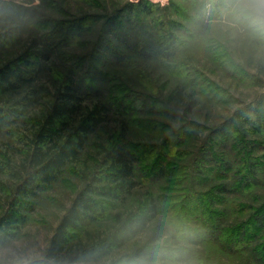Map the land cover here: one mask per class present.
<instances>
[{"label": "trees", "instance_id": "trees-1", "mask_svg": "<svg viewBox=\"0 0 264 264\" xmlns=\"http://www.w3.org/2000/svg\"><path fill=\"white\" fill-rule=\"evenodd\" d=\"M190 1L194 2L170 0L168 4L177 17L186 19L189 15L183 4ZM40 2L57 12L64 11L54 0ZM157 2L126 3L118 12L106 14L95 33L103 19L99 14L49 18L14 5L25 13L24 24L40 33L38 39L46 48L88 44L90 48L82 53L60 52L58 60L70 63L63 67L45 65L40 52H28L0 66V94L28 86L45 70L54 77L49 103L39 113L25 114L0 106V138L20 144L16 148L6 143L0 146V176L19 181L14 188H4L0 182V193L7 191L0 216V248L25 224L26 200L41 195L69 170L82 187L55 227L44 258L30 264H82L103 259H110L112 264H140L153 259L162 264H233L236 258L240 264H264V194L258 192L264 190V153L255 154L264 151V96L235 110L227 122L210 132L188 165H179L177 159L188 153L182 147L194 137L199 125L186 121L175 127L166 121H181L177 120L179 108L187 103L189 86L197 85L201 93L213 99L224 94L215 91L218 87L197 71L190 78L188 70L193 65L176 55L184 49L182 38L175 33L179 21L157 18ZM208 2L195 0L199 17ZM0 4L4 7L8 3ZM12 6L7 5V10ZM144 19L153 21L156 34L128 43L123 26L140 30L137 22ZM92 33L97 34L95 41L82 40ZM117 36L127 51L132 49L128 62L123 61V52L114 42ZM208 53L215 57L210 50ZM147 61L182 79L171 85L167 102L156 95L158 86ZM99 64L107 69L99 76L108 77L112 84L105 96L99 92L94 98L97 88L91 71ZM121 64L132 75L116 73L114 69L119 71ZM128 75L137 84L129 85L125 80ZM139 84L146 91L137 89ZM193 104L190 100L187 108ZM138 129L143 131L140 137ZM163 131L168 134L159 136ZM146 132L158 135V140H146ZM249 135L256 138L249 140ZM144 165L151 174L146 179L138 175ZM192 171L195 175L189 185L180 188L175 179ZM201 178L208 179V184L201 183ZM181 182L183 185L186 180ZM197 185L205 189L199 191ZM155 222L146 240L114 257Z\"/></svg>", "mask_w": 264, "mask_h": 264}, {"label": "rangeland", "instance_id": "rangeland-1", "mask_svg": "<svg viewBox=\"0 0 264 264\" xmlns=\"http://www.w3.org/2000/svg\"><path fill=\"white\" fill-rule=\"evenodd\" d=\"M0 1L8 3L3 5L5 8L7 5L13 4L10 11H8L7 8L4 9L0 4V66L18 56H27V54H29L28 52H40L45 56L42 60L45 65L50 66L51 64H56L62 67L67 66L70 63L69 61H63L61 59L58 60L57 57L60 52H88L90 48V46H88L89 44L86 46L63 45V47L59 46L55 50L53 48L51 49L52 46L46 48V46L41 43L40 38L38 39L40 33L31 30L28 28L27 24H24L22 18L25 13H22L23 11L21 12L17 7H14V5L34 9L43 16L49 18L65 19L69 18L70 16L68 15L70 14L71 16H81L85 13L99 14L103 19H101V23L99 22L95 27V33L96 30L99 31L100 24L105 20L104 18L106 14L118 12L126 3L135 2V0H98L97 4L88 5L76 0H54L64 10L57 12L53 7L51 8L46 4H42L40 0ZM169 1L170 0H158L154 15L157 16V18H160L161 21L169 19L179 21L175 33L179 34L182 38V48L184 49L179 51L176 55L179 59L185 60L193 65V69H191L192 71L188 70L190 78L191 76H194L195 71H197L218 87L215 91L220 90V92L224 94L220 98L213 99L210 94L201 93V89H199L197 85H192V87L189 86L187 89V93L189 94H187L185 98L188 104L190 100L191 102H195V104L189 106L191 107L189 109L187 108L188 104L184 101V103L180 104L179 117H177V120L181 121H166L167 124H171V126L175 127L181 126L186 121H193L199 125L194 137L182 147L185 151H188V155L186 154L180 157L181 160L177 159L179 165H188L214 128L227 122V119L230 118L235 110L251 104L259 97L264 96V58L249 56L243 61H238L230 51L214 44L207 35L208 22L210 19L207 7L208 3L204 11L199 13L201 14L200 17L198 15L199 8L196 5L195 0H193L194 2L190 1V3L183 4L184 11L187 13V16L189 15L190 19H180L175 14V10L172 7H169ZM29 14L31 13L29 12ZM192 18L193 20H191ZM121 22L124 23L123 17ZM137 23L142 27L140 30L138 27L133 28L129 24L123 26V31L127 33L126 38L128 37L127 41L130 44L137 42L140 37L147 38L148 36L151 37L156 34V28L153 26L152 20H138ZM135 31H138L141 34H135ZM94 33L83 37L84 39L82 40L85 42H87V40L88 42L95 41L97 34L94 35ZM190 34L196 35L197 38H190ZM119 38L121 37L117 36L116 40H113L114 42L116 41V45L119 46L121 52H123L121 55L123 61L128 62L131 59L132 49L127 51L123 44H121ZM208 46H210L209 50L216 58L208 53L209 50H205ZM146 64L149 65L148 70L154 71L152 77L154 78L155 84L158 86V93H156L157 97L167 102L165 97L168 96L171 85L177 84L176 82H179L182 79L173 78L167 70L157 67L156 62L147 61ZM122 65L123 64L118 65L119 71L116 70L117 68L114 69V71H116V73H122L125 71L132 75V73ZM96 68V71H91L93 80L95 81L96 79L94 83L97 89L93 90L94 98L99 96V92L105 96L107 94H105V92H109V87L112 84L111 79L109 80L108 77L99 76L98 74L100 71L106 72V67L99 64ZM236 70H238V72L234 73ZM123 75L125 76V74ZM53 79L54 77L49 71L45 70L43 74L38 75L28 86H21L16 91L1 93L0 106L12 108L18 112L25 111V114L39 113L44 109L45 105L49 103L50 92L54 90ZM125 80L129 82V85L133 86L134 83L137 84V81L133 76L130 77L128 75ZM137 89L146 91L140 84ZM120 95L122 94L119 93L118 96ZM23 126L24 123L22 129H24ZM141 130L138 129L136 132L139 137L143 134V131L141 132ZM163 132L164 133H159V136L168 134L167 131ZM144 134L145 139L148 141L151 140L154 142L158 140V135L149 132ZM255 136H257L258 139L262 138L260 135ZM248 138H250L249 140H252L256 137L249 135ZM5 143L14 146V148L20 145L15 140L3 137L0 138V146H4ZM263 153L264 151L260 150L255 152L257 155ZM19 157V154H15L16 159L19 160ZM227 159L230 160L231 164L235 165L236 161L233 157L229 156ZM242 159H244L243 155ZM144 167L145 168L138 172V175L140 178L142 177L146 179L151 174L147 172L148 167L146 165H144ZM236 168L238 169L239 166L236 165L235 169ZM194 175L195 172L193 171L188 172L187 176H185V174L181 175V179L183 181L186 180L183 185L181 179L175 180L180 182L178 185L181 186L180 188H184L187 184L189 185L190 179L194 177ZM201 181L202 178L200 179V182ZM0 182L4 188H14L19 181L15 178L2 175L0 176ZM208 182L207 179L201 183L206 185ZM201 183L199 185H201ZM199 185L195 186L197 190L200 191L205 189V187ZM81 187L82 182L75 176V174L70 173L68 170L62 178L54 183L48 190L35 199L26 200L23 212L26 215V222L17 229L11 240L4 247L0 248V264H15L16 257L21 255H27L29 261L43 259L55 227L65 210L70 205L74 195ZM258 192L264 194V190L260 189ZM0 197L1 216L4 212V202L7 199V191L5 189L0 193ZM155 224L156 222L153 223L144 234L139 235L134 240L127 243L123 248L115 252L114 257L131 251L136 244L146 240L151 231V227ZM240 261L239 258H236L233 260V264H240ZM82 264H98V262Z\"/></svg>", "mask_w": 264, "mask_h": 264}, {"label": "clouds", "instance_id": "clouds-1", "mask_svg": "<svg viewBox=\"0 0 264 264\" xmlns=\"http://www.w3.org/2000/svg\"><path fill=\"white\" fill-rule=\"evenodd\" d=\"M208 38L230 51L238 61L249 56L264 58V0H209ZM15 264H30L27 255L17 256ZM98 264H112L104 259ZM140 264H162L159 259Z\"/></svg>", "mask_w": 264, "mask_h": 264}]
</instances>
